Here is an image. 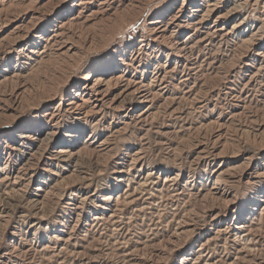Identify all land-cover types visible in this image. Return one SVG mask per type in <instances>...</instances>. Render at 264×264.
<instances>
[{
  "label": "rangeland",
  "instance_id": "rangeland-1",
  "mask_svg": "<svg viewBox=\"0 0 264 264\" xmlns=\"http://www.w3.org/2000/svg\"><path fill=\"white\" fill-rule=\"evenodd\" d=\"M195 1L125 0L124 4L118 5L119 2L112 4L111 9L83 24L70 22L69 25H65V29H68L63 40L66 42L60 51L66 53L63 55L65 58L61 56L66 61L62 63L61 57L56 56L58 58L56 59L52 55L53 60H49L51 65L45 63L47 69L45 64L34 67L35 63L31 65V60L25 55L31 54L32 50H42L45 39L54 29L53 26H48L49 22L57 19L53 24L58 25L78 14V10L71 13L66 11L77 0H0V159L2 160L0 163L2 165L9 163L10 166L12 164L13 170H17L22 159L17 163L19 154L16 156L12 148L15 144L13 137H17L19 132L18 127L26 128L32 121L38 119L47 122L51 116L49 114L60 102L62 111L60 109L56 111L61 113L57 117L60 121L58 133H63L72 119L88 117L87 126L82 129L77 144V148L81 149L77 166L79 170L74 171L70 168L69 171H63L57 164H52L49 154L54 146L48 145L46 152L36 159L31 170L34 173V180L32 178L33 181H30L31 177L23 180L16 188L19 190L18 193L15 191L11 199H4L0 195V264H193L198 260L197 257L203 254L209 255L199 259V263L196 264L207 262L228 264L238 261L239 259L236 260L238 256L243 258L239 264H254L264 256L259 244L254 242L248 244L247 241L242 240V237L239 239L237 236L241 231L239 225L242 223L254 222V226H257L260 221L263 224L258 233L264 236V187L260 186L264 183V95H257V99L253 98L251 109L247 110L248 113L243 112L244 117L241 121H244L248 132L240 135L235 131L238 127V123L235 122L237 120H229L230 104L240 102L226 93L230 87H236L237 92L239 86H243L241 83L248 80L247 76L250 72L245 71L247 66L245 63H252L249 57L259 50L258 45L252 44L247 53L249 55L243 58L239 53L240 49L235 53H238L237 57L223 55L227 53L225 49L215 51V56L221 59L222 69L234 68V70L230 73H214L205 68L201 70L199 86L203 91L200 95L201 98L207 99L202 103L195 101L194 94L189 97L190 100L187 97L183 98L185 88L178 84L183 74L176 72L166 78L165 83L161 84L159 80L154 86V92L158 91L161 94L156 96L153 110L146 114L148 118L146 124H135L134 120L129 118L131 115L138 117L137 113L146 108L144 105L138 109L131 108L134 106L130 104L117 109L115 105L111 107L115 112L107 108L106 114L85 115L82 98H89L88 92H91L89 88L84 89L85 76L88 73L99 74L103 64L107 67L111 60L122 64L123 59L126 64L124 68L128 71L125 72L126 77L146 81H150L156 66L158 71L164 65L173 68L181 64V55L175 50L177 41L175 37H172L170 31L162 33L161 29L158 33H153L151 29L154 24L149 22L163 13L166 21L179 13V10H184L187 14ZM255 1L246 2L243 5L244 9L240 11L242 16L247 14L248 18L254 21L261 12H264V0H258L257 5L254 4ZM131 4L139 6H131ZM215 16V14L210 16L207 25L214 24ZM181 20L186 18L179 17L175 24L181 23ZM233 25L234 20L227 24L218 23V27L225 28L224 33L233 32ZM44 27L49 28V31ZM40 30H44L45 33ZM193 32V29L183 33L178 31L176 39L180 38L183 41ZM42 34L40 44L32 45V42H29L35 36ZM235 34L237 37L233 39H237L236 41L250 36L249 32L243 35L238 32ZM160 35L162 36L159 37ZM200 37L201 34L195 33L190 40H197ZM228 37L230 39L232 36ZM141 39H144V46L141 44ZM70 47L74 49L69 52L67 49ZM158 48L163 52L157 58ZM204 48L205 45L202 44L196 49V53H200L201 61L205 59V54L201 53ZM147 50L154 56L153 60L146 69L138 68V60H142ZM137 56L140 58L135 60ZM254 66L258 67L259 62ZM255 67L250 70L255 71ZM110 72L116 76L123 73ZM241 74H245L246 77H239ZM89 82L91 86L93 81ZM163 85L168 86V91L167 88L163 89L164 91L159 90ZM174 94L182 99H177V103L171 104L170 98ZM71 101L77 106L81 104L83 106L65 112L68 109L67 104ZM92 101L89 100L85 104L88 109L94 106ZM178 104L182 105L184 111L180 118L171 115ZM242 104L240 103V106ZM239 111H242L241 107L233 110V114ZM112 113L115 114L114 117ZM94 124L99 129L98 134L92 131ZM253 128H258L259 131L256 132ZM52 129L57 128L52 126ZM90 135L96 137L89 139ZM105 139L107 143L101 145ZM91 141L93 143L88 146ZM198 145L207 146L208 157L199 158L201 148H198ZM248 147H252L256 153L253 155V152H244L243 150ZM137 151L141 152L140 162L131 159ZM154 166L156 168H153ZM120 170L128 179L119 184V191L111 192L114 196L118 194L117 192L121 194L123 190L134 187L135 183L131 180L137 181L151 170L156 172L153 180L158 183V190L165 184V177H173L178 173L180 176L176 184L178 189L176 192L184 189L185 194L200 192V197L207 194L217 181L218 174L223 171L234 173L237 184L235 188H231L235 191L232 195L229 193L230 186L220 185V193L215 194V200L207 197L204 201L190 198L189 195H186L185 199L176 196L174 199L165 200L166 195L162 198L161 192L157 191V188L152 189L153 185H151L149 188L152 190L147 188L143 190L144 193L143 191L137 193L139 199L125 209L117 225L103 221L96 223L93 220L95 215L104 213V217L110 216L111 209L103 211L102 207L98 208L97 205L101 204L99 200L105 194H109L107 190L109 186L114 184L115 187L117 184V180L113 178L119 177ZM57 173L61 176H55ZM201 173L206 175L199 178ZM190 175L197 176L192 183H188L191 180ZM39 187L43 189H37ZM259 187H263L262 190ZM223 192L230 194L226 198L229 200L228 204L223 200L225 199ZM34 194H39L42 201H46L44 205L38 206L39 209H32L27 204L29 197ZM254 194H258L256 200L252 199ZM84 196L85 201H82ZM148 196L153 198L151 204L147 203ZM217 196L220 197L219 200ZM143 205L144 209L139 211ZM178 227L183 228L185 233L180 234L182 229L177 230ZM56 236H60L61 239ZM235 239L240 241L235 242ZM207 240L210 241L199 253L198 248ZM255 248L259 251L254 250ZM128 250L129 252L132 250L130 254H126L129 253ZM237 250L241 252L238 253ZM219 259H221L219 262H215Z\"/></svg>",
  "mask_w": 264,
  "mask_h": 264
},
{
  "label": "bare ground",
  "instance_id": "bare-ground-1",
  "mask_svg": "<svg viewBox=\"0 0 264 264\" xmlns=\"http://www.w3.org/2000/svg\"><path fill=\"white\" fill-rule=\"evenodd\" d=\"M124 1L125 0H77V2H73L71 4V6H69V8H67L66 11H67V13H71L73 11L78 10V14L76 16H74L73 18L69 17L67 19V21H65L64 23L61 22L58 25L53 24V22H55L57 19H54V20H52V22H49L48 26H53L54 29L51 30L52 33L49 34V36L45 39V43L43 45L42 50H38V49L32 50L33 52H31V54L25 55V57H27L29 60H31L30 61L31 65L33 63H35L34 67L35 66L39 67L40 64H45V63L50 64L49 60L51 59L52 55L55 56V57L53 56L54 58H56V56L57 57H61V56L64 57L63 55H66V53L64 51L63 52H60V51L64 47L63 44L66 42V40H63L65 35L67 34L66 30L68 29V28L65 29L66 28L65 25H67V24L69 25L70 22H71V24L74 23L77 25H80L81 23L83 24V23L87 22L88 20L94 19L95 17L102 14L103 12L111 9L110 7H112L111 6L112 4H116L117 2H119L118 5H120V4H124ZM139 1L140 0H133V2H139ZM248 1L250 2V0H196L194 2V4H192L191 9L189 10V12H187V14L184 13V10H182V11L179 10L180 12L179 11L178 12L181 13V15H177V14H179V13H177L169 21L165 20V18L163 16L164 13H163V15H158L154 21L149 22V23L154 24V27L151 29V31H153V33L154 32L158 33V31L161 29L160 31L162 33H165L167 31L171 32L170 34L172 35V37L173 38L175 37V40H177L175 43L176 44L175 50L177 52H179L181 55V59H182L180 61L181 64L178 66L175 65L173 68H169V66L164 65L163 67L159 68L158 71H156V69H158V66H156L155 71H154V75L152 76L150 81H146L145 79L144 80H136L134 78L126 77L125 72H128V71L126 68H124L126 64L124 63L125 61L123 59L121 61L122 64H118V62L114 61V60H111L107 64V67H105V64H103L101 67V72L99 74L92 75L91 73H88L85 76L84 89H87V88L91 89V92H88L90 97L86 98V99L82 98V100L84 99L83 100L84 102L83 101L82 102H83L84 108L86 110L85 115H89L90 113L100 114V115L106 114L107 108H110L115 112V109L111 108V107H114L115 105H116L115 107H117V109H119L118 107L124 108V106L127 104L134 106L131 108H135V109H138L140 106L143 107V105H144V106H146V108L142 112L137 113L138 117L135 115H131L129 118L133 119L135 124H146L147 119H148L146 114L153 108L154 102L156 100V96L161 94L158 91L154 92V86L156 85L157 81H159V80L161 81V84L165 83L167 81L166 78L176 74V72L177 73L180 72L181 74H183L182 76H180L181 79H180V82L178 83V84H181L182 86H184V88H185L183 98L187 97L189 99V97H192V95L194 94L193 98L196 99L195 101L198 103H202L207 99L201 98L202 96L200 95L203 91V90L202 91L200 90L202 88L199 86L200 82H201V77H200L201 76V73H200L201 70L203 68H205L206 70H208V71L210 70L211 72H214V73H226V72L230 73V71L234 70V68H231L229 70L222 69L221 59L219 57L215 56L216 55L215 51L219 50V49L220 50L222 49V51H223V49H225V51H227V53L226 54L224 53L223 55L233 57L234 55L236 56L238 54V53L237 54H235V53H236V51L239 52V49H240L239 53H240V55H242V58H243L250 51V46L252 44H256L259 46V50L255 54H253L249 57V60L252 63H249V62L245 63V65H247L245 71L250 72L247 76L248 80L241 83L243 86H239V90L237 92H236V87H230L229 88L230 90H228L226 92V93H229L230 95H232V97L236 98L235 101L243 103L242 106H240V103L239 104H230L231 106H229V108H230V111H229L230 119L229 120H237L235 122L238 123V127L235 126V127H237L235 129L236 133L243 135L246 132H248L245 129L246 125L244 124V121H241L242 117H244V115L242 116V114H243V112L248 113L247 110H249V108L251 109L253 98L255 99L257 95H260V96L264 95V12H261L260 16L255 21L252 19H249L248 18L249 15H247V14L242 16L240 14V11H242L244 9L243 5L246 4V2H248ZM95 2H97V3H95ZM129 4H130V2H129ZM254 4L257 5L258 0H256ZM249 5H250V3H249ZM131 6H139V5L131 4ZM260 6H261V4H260ZM256 9H257V7H256ZM257 10L259 12V9H257ZM213 14L216 15L215 20H214V24L209 26V25H207L208 20H210V16ZM181 16L183 18H186V20H181V23L175 24V21L177 19H179V17H181ZM231 20H234V25L232 27V29L234 31L233 32L228 31V32L224 33L225 28L224 27H218V23L227 24ZM256 24H257V26H256ZM172 25H174V26H172ZM171 27H173L174 29L170 30ZM44 28H46V30L49 31V28H47V27H44ZM188 29H193L194 32L188 34V36L183 41H181L180 38L176 39V32L181 31V33H183L184 31H187ZM40 31L42 33H45L44 30H40ZM235 32L241 33L242 35L244 33L249 32L250 36L245 38V39L243 38L242 40L239 39V41H236L237 39L236 40L233 39V38L237 37ZM195 33L201 34L202 37L198 38L197 40H194V39L190 40L195 35ZM154 35H156V34H154ZM20 36H21V34H20ZM42 36H43V34L38 36V37L35 36V38H33L32 41H29V42H32L31 43L32 45H35V44L38 45V44H40V40H42ZM161 36L162 35H160L159 37H161ZM228 36H232V37L230 39H228L229 38ZM239 37H240V34H239ZM141 42H142L141 43L142 46H144V43H143L144 39H141ZM202 44L205 45L204 50L201 52V53L205 54V59L201 61L200 57H199L200 53L197 54L196 49L198 47H200ZM73 49L74 48L70 47L67 50L70 52ZM158 49H159L158 50L159 53H158V56H156L157 58L160 57V55L163 52L162 49H160V48H158ZM36 54H37V56H36ZM168 56H169V54H168ZM47 57H48V59H47ZM62 57H61V59H63ZM153 57L154 56L152 55V53L148 50L142 56V60L139 59L140 56H137L135 58V60L139 59L138 60V62H139L138 68L146 69L148 66H150V64L153 60ZM56 59H58V58H56ZM51 60H53V59H51ZM63 60H62V63H64L66 61V60H64V61ZM256 62H259L258 67L254 66V64ZM59 66L60 65H58V67ZM45 67L47 68L46 64H45ZM253 67H255V71L250 70V68L252 69ZM119 68H121V69L119 70ZM127 68H128V66H127ZM135 69H137V67ZM110 71H114V72L121 71L123 73L116 76V75L112 74L113 72H110ZM36 72H38V71H36ZM141 72L144 73L145 71L142 70ZM241 76L246 77L245 74L239 75V77H241ZM243 80H245V79H242V81ZM89 81H91V82L93 81V84L91 86H90ZM51 82H53V81H51ZM166 88L168 91V86L163 85L161 88H159V90L161 89V91H164ZM197 88H198V90H197ZM157 92H158V94H157ZM77 93L79 94V92H77ZM203 94H204V92H203ZM98 96H101V98H99ZM196 96H198L201 99H198V97H196ZM170 99L172 101L171 102V104H172V103H177V99H182V97L176 96L174 94ZM89 100H91V101L93 100L92 104L94 103V106H92L90 109H88V107L85 105ZM180 101L181 100H179L178 103H180ZM19 102H21V100ZM22 103H23V101H22ZM169 104H170V102H169ZM60 106H61V102L59 103L57 108L49 114L51 116L47 120V122L46 121L42 122V120L38 119V120L32 121L30 123V126H27L26 128L25 127H18L19 132L17 133V137L16 136L13 137L15 144L13 145L12 150L16 156L19 154V156H17L19 159V160H17V163L22 159V161L19 163L20 166L17 167V170H13L12 164L10 166L9 163L3 164V165L0 163V188H1L0 189V195L4 199L5 198L11 199L15 195L14 194L15 191L18 193L19 190L16 188H18V186H20V184L23 180H27L29 177H31L30 178L31 180L29 179L30 181L34 180V178H33L34 173L31 170L33 169V167L35 165L36 159L39 158L43 153L46 152L48 145L54 146V149L52 151H50L51 153L49 154V159L51 160L50 162L52 164H55V165L57 164L59 167H61V170H63V171H67V170L69 171L70 168H73L74 171L79 170V167H77V166H78V160L80 159L79 154L81 153V149L77 148L78 147L77 144H78V139L80 138V134H81L82 129L85 128V125L87 126L86 122L88 120H86V119L88 117H84V116L82 118H80V117L74 118L73 117L75 120L72 119V117H71L72 122H69L71 124H69V126L66 128V130L63 133L59 132L60 133V135H59L58 129L60 126V121H59V118H57V117L59 115H61V113L56 112V111H58L60 109ZM82 106H83L82 104H81V106H79V105L77 106V105H75L74 101H71L67 104L68 109L65 110V112H70V111H72V109H74L76 107H82ZM90 106H91V104H90ZM240 107L242 108V111H239V112L233 114V110L238 109ZM60 110L62 111V109H60ZM171 113H173V114H171L172 116L177 115L175 117H178V118L182 117V115L184 113V111L182 110V105L180 104ZM79 114H81V113H79ZM111 115H112V117L115 116L114 113H112ZM221 117H224V116H221ZM245 119H247L246 115H245ZM185 120H186V118H185ZM252 121H253V119L250 120V122H252ZM130 123H132V122H130ZM241 123H243V124H241ZM52 126L57 128V129H52ZM253 129L256 132L259 131L258 128H253ZM247 130H248V128H247ZM92 131L95 132L96 134L99 133L98 132L99 129L96 126V124H94L92 126ZM235 136H237V134ZM95 137H96V135L95 136L90 135L89 139L95 138ZM239 138H240V136H239ZM106 139H109V138H106ZM106 139L102 142L101 145H105L107 143ZM92 143H93V141H91L88 144V146ZM200 144L203 145L202 143H200ZM198 148H201V150L199 151V155H200L199 158L202 159L203 156H204V158L208 157L209 152L206 149L207 146L206 147H204V146L200 147L198 145ZM243 151L247 152V153L253 152V155L256 153L252 147H248L246 150L244 149ZM140 153L141 152L137 151V153L134 154L133 157H131L132 161H137V162L139 161L140 162L142 159ZM137 154H139L140 156H138ZM0 162H2L1 159H0ZM153 168H156V167L154 166ZM121 173H122V170H120L118 172V176H119L118 178L117 177L113 178L114 180H117V184L115 185V187L113 186L114 184H111L109 186L110 188L107 189L109 191V194H105L104 197L101 200H99V201H101V204L97 205L98 208L102 207L101 209H103V211H104V209H106V210L111 209L110 210V212H111L110 216H108L106 218V217H104L105 216L104 213H102V215H99V216L95 215L93 218V220H95V222L96 221H99V222L103 221L104 223L111 222V224L113 222L115 225H117L119 220H120L119 217L121 214L124 213L125 209L127 207L133 205L134 203H136L135 201L139 199L137 197V193H140V191L146 190L147 188L151 187V185H153L152 189L157 188V191L161 192L162 198L166 195L165 200H169L171 198L174 199L176 196L179 198L185 199L184 197L186 195H189L190 198L191 197L193 199L197 198L200 201H204L205 199H207V197L214 198V200H215V194L220 193V187H219L220 185L230 186L229 193H231V195H232V193H235V191L231 190V188H235L236 184H237L236 183V175L234 173H230V172L227 173V172L223 171V172L218 174L217 179H216L217 181L214 183V185L212 186V188L209 191L207 190L208 191L207 194L200 197L201 196L200 192L185 194V191H184L185 189L180 191V192H176V191H178L176 184L178 183V179H179L178 177L180 176V174H178V173L173 177H171V176L165 177V180H164L165 184L162 186V188H160L158 190L157 186H159V185H157L158 183L156 181L154 182V180H153L154 174L156 172H153L151 170V171L147 172V175H145L144 177H140L137 181L131 180V181H133V183H135L136 186L134 185V187L131 186V188H127V189L123 190V193H121V194H120V192H117L118 194L116 196H114V194L111 192L119 191L118 188L121 185V182L128 179V177L126 175L121 174ZM43 175L44 174H42V176ZM56 175L61 176V174H58V173L55 174V176ZM205 175L206 174L201 173L199 175V178H202ZM32 178H33V180H32ZM196 178H197L196 175H190L189 179H191V180H189L188 183L194 182V180ZM61 180H63V179H61ZM207 181H208V178H207ZM44 184H46V182ZM57 185H59V183ZM126 185L130 186V184H126ZM260 186L264 187V183H261ZM112 187L114 189H112ZM263 187H259V189L262 190ZM37 189L42 190L43 188L39 187ZM149 189H148V191H149ZM152 189H150V190H152ZM23 190H25V189H23ZM260 192H262V191H260ZM143 193H144V191H143ZM151 193H154V192H151ZM256 193H259V192L256 191ZM19 194H21V193H19ZM224 194H225V199H223V200H224V202H226L228 204L229 200L226 198L229 197L230 194H226V192L225 193L223 192V195ZM154 195H156V194H154ZM257 195L258 194H254L252 199L256 200L258 197ZM33 196L29 197V200L27 203L28 206L32 207V209H39L38 206H41L43 203H46L45 200H44L45 202L42 201L39 194H34ZM85 198L86 197L84 196V198H82V201L83 200L85 201ZM179 198H177V199H179ZM219 198L220 197H218V200H219ZM146 199L149 200L147 203L151 204L153 198L151 196H148V197H146ZM253 200H252V203H254ZM5 201H7V200H5ZM155 202H156V200H155ZM139 206H140V204H139ZM76 207L78 208L79 206H76ZM144 207H145L144 205L142 207H140L139 211H142L144 209ZM183 210H184V208H183ZM263 210H264V208H263ZM188 212H189V210H188ZM189 213H191V211ZM186 215H187V213H186ZM2 216H3V214H2ZM174 216H175V214H174ZM188 216H190V215H188ZM117 218H119V219H117ZM181 218H182V216H181ZM122 219H123V217H122ZM158 221H160V220H158ZM179 221H181V219ZM253 223L245 222V223H242L241 225H239V227L241 228V231L238 232L239 235L237 234V236L239 237V239L242 237V240H245V242L247 241L248 244L253 243V242L259 244L258 246L262 247L259 249L263 250V255H264V236H263V234L258 233L260 231V227L262 226L263 222L260 221L259 225L257 224V226H254ZM112 229H114V228H112ZM180 229L183 230V228H181V227H178L177 230H180ZM182 230H181L180 234L185 233V230H183V231ZM104 231H106V230H104ZM60 233H64V232L60 231ZM56 237H59V239H61L60 236H56ZM114 237H115V235H114ZM98 239H99V237H98ZM239 239H235V242L240 241ZM209 241L210 240H207L206 242L202 243L197 251L199 253L202 252L201 250L204 249V247L207 245V243ZM109 242H110V240H109ZM115 243L116 242H114V244ZM259 249L255 248L254 250L259 251ZM131 251L129 252V250H128L129 253H126V254H130ZM240 252L241 251L239 250L238 253H240ZM254 252H256V251H254ZM71 254H73V253L71 252ZM118 254H120V253H118ZM208 255L209 254L199 255L197 257L198 260H195L193 262V264L199 263V259L204 258V256L206 257ZM242 259L243 258L241 256H238V257H236V260H238V261H232L228 264H239V262ZM207 260H209V258ZM220 260L221 259H219L215 262H219ZM206 264H216V263H208L207 262ZM254 264H264V256L261 258V260L254 262Z\"/></svg>",
  "mask_w": 264,
  "mask_h": 264
}]
</instances>
